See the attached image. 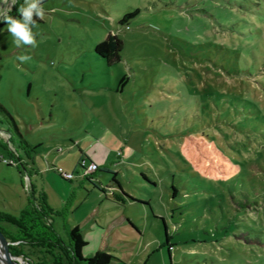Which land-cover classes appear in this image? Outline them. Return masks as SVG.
Listing matches in <instances>:
<instances>
[{"label":"rangeland","instance_id":"rangeland-1","mask_svg":"<svg viewBox=\"0 0 264 264\" xmlns=\"http://www.w3.org/2000/svg\"><path fill=\"white\" fill-rule=\"evenodd\" d=\"M42 7L34 48L0 27V210L18 215L33 186L80 224L84 257L102 249L122 264H264V0ZM109 30L125 41L112 65L94 50ZM81 152L118 173L98 170L101 186L92 184ZM157 215L173 235L170 255ZM52 216L68 242L64 217Z\"/></svg>","mask_w":264,"mask_h":264},{"label":"trees","instance_id":"trees-1","mask_svg":"<svg viewBox=\"0 0 264 264\" xmlns=\"http://www.w3.org/2000/svg\"><path fill=\"white\" fill-rule=\"evenodd\" d=\"M47 0H42V4ZM18 4H16L9 12L13 18H20V13L17 11L19 9ZM140 8H136L135 12L127 13L119 19L121 23L127 21V17L138 12ZM36 21L40 20L34 17ZM5 22L0 20V27L3 26ZM125 47V41L118 32H108L107 35L99 40L94 45L95 52L103 58L107 65H112L122 59V51ZM129 76L124 73L120 79V86L128 80ZM0 106L5 109L4 105L0 103ZM16 126V125H15ZM17 128V127H16ZM85 156L81 155L80 159ZM5 157V156H3ZM18 159L21 157L17 154ZM11 155L7 161L3 160L7 164H11L12 161H16V158ZM89 161L96 163V168L88 174H83L87 180L91 181L96 186H101V183L97 181L93 174L98 170L101 171H113L117 174L118 171L112 170L110 165L98 164L96 161L85 156ZM32 156H28L29 163L33 164ZM12 160V161H11ZM22 161V160H21ZM26 165V162H22ZM51 167L59 172L62 177L66 178L63 173L54 164H50ZM143 175L150 180V182H155L148 175L143 173ZM112 179L117 183L119 190L130 198L133 202L142 204L143 206L152 205L148 201H141L135 197L129 195L123 189L120 181L114 175ZM174 195L178 193V188L173 185ZM175 208H172L174 211ZM53 214H58L60 216L65 215L64 210L53 209L46 200L45 193L36 192L33 186L28 196V203L19 211L18 215H14L5 211L0 210V233L3 234L5 238L9 240L8 247L12 254L17 256H22L28 264H112L113 260L117 262L119 258L113 255L107 250H97L91 256H83V248L88 243V240L84 236L79 225L69 226L66 225L67 234L69 241H65L60 233L56 230L52 216ZM174 216V214L172 215ZM162 220L163 226V244L167 245L168 253L171 254V249L174 242L172 241L173 235L169 228L168 222L164 216H156ZM129 224L134 226L137 230L139 227L133 223L130 219L127 220ZM172 264V263H171Z\"/></svg>","mask_w":264,"mask_h":264},{"label":"clouds","instance_id":"clouds-1","mask_svg":"<svg viewBox=\"0 0 264 264\" xmlns=\"http://www.w3.org/2000/svg\"><path fill=\"white\" fill-rule=\"evenodd\" d=\"M4 6H8L5 8ZM15 6V0H3L0 6V19L7 25V31L15 38L17 47L22 45L36 47V36L40 35L39 32H34L36 28V19H44L45 10L42 7V0H24L22 5L17 11L20 13V18H13L8 15V11ZM22 63L31 59L28 55H21L17 57Z\"/></svg>","mask_w":264,"mask_h":264},{"label":"crops","instance_id":"crops-1","mask_svg":"<svg viewBox=\"0 0 264 264\" xmlns=\"http://www.w3.org/2000/svg\"><path fill=\"white\" fill-rule=\"evenodd\" d=\"M19 1H20V0H15V5H16V4H19ZM9 3L11 4V0H9ZM2 4H3V0H0V6H2ZM4 7L7 8L8 6H4ZM13 7H14V6H13ZM13 7H12V8H13ZM12 8H11V9H12ZM8 12H9V11H8ZM0 20H2V19H0ZM110 31L115 32V31H113V30H109L108 32H110ZM118 34H119V32H118ZM106 35H107V34H106ZM106 35H105V36H106ZM119 35H120V34H119ZM123 39H124V38H123ZM17 154L19 155L20 153L17 151ZM81 155H85V156L89 157L90 159L94 160V159L91 158V156H89V154H87L86 152H81L80 156H81ZM80 156H79V157H80ZM20 157H21L20 159H22V162H26L27 164H29L30 161L27 160L28 158L25 159V158L23 157L22 154H20ZM23 158H24L25 160H24ZM94 161H95V160H94ZM32 162H33V161H32ZM27 164H26V165H27ZM33 164H34V163H33ZM104 164H105V163H104ZM107 165H110V164H107ZM110 166H111V165H110ZM111 167H112V166H111ZM19 172L21 173V171H19ZM28 178H29V177H28ZM67 180H70V179H67ZM70 181H71V180H70ZM84 181H85V180L80 181V185H83V184H84ZM88 181H89V180H88ZM89 182H91V181H89ZM91 183H92V182H91ZM92 184H93V183H92ZM27 203H28V198H27V202L24 204V206H25ZM114 203H115L116 206L119 205L117 202H114ZM24 206H23V207H24ZM23 207H22V208H23ZM110 207H114V205H113V206H110ZM22 208H21V209H22ZM56 209H57V208H56ZM68 213H69V210H68L67 207H65V215L63 216L64 219H65L64 224H63L64 227H66V225H69V226L76 225V224H71V223L67 220V218H68V215H67V214H68ZM161 216H163V215H161ZM120 219H122V220L124 219L126 222H127L128 219H130L133 223H135V222H134L129 216H123V215H122ZM54 222H55V219H53V223H54ZM127 223H128V222H127ZM128 224H129V223H128ZM135 224H136V223H135ZM77 225L80 226V224H77ZM130 225H131V224H130ZM136 225H137V224H136ZM131 226H132V225H131ZM137 226H138V225H137ZM133 227H134V226H133ZM138 227H139V226H138ZM167 251H168V249H167ZM171 251H172V249H171ZM191 252H192V251H191ZM118 258H119V260H117V263H116V264H122V263H121V262H122V260H121L122 257H121V258L118 257ZM122 259H123V258H122ZM171 263H172V262H171Z\"/></svg>","mask_w":264,"mask_h":264},{"label":"water","instance_id":"water-1","mask_svg":"<svg viewBox=\"0 0 264 264\" xmlns=\"http://www.w3.org/2000/svg\"><path fill=\"white\" fill-rule=\"evenodd\" d=\"M9 240L0 233V261L2 264H28L22 256L12 254Z\"/></svg>","mask_w":264,"mask_h":264},{"label":"built area","instance_id":"built-area-1","mask_svg":"<svg viewBox=\"0 0 264 264\" xmlns=\"http://www.w3.org/2000/svg\"><path fill=\"white\" fill-rule=\"evenodd\" d=\"M3 158H4L5 161H7V159H8L7 157H3ZM80 166H81V169H82V173L88 174V173H90L91 171H93L96 168V163L93 162V161H89L85 156H83L80 159ZM62 173L68 179H70V177L72 176L71 172H62Z\"/></svg>","mask_w":264,"mask_h":264}]
</instances>
